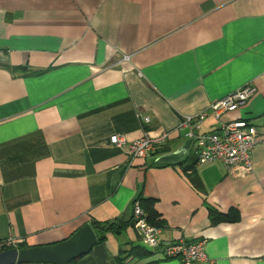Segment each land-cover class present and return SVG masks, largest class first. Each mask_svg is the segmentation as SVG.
<instances>
[{"label": "crops", "instance_id": "1", "mask_svg": "<svg viewBox=\"0 0 264 264\" xmlns=\"http://www.w3.org/2000/svg\"><path fill=\"white\" fill-rule=\"evenodd\" d=\"M246 84L244 105L200 127L255 125L252 173L191 165V147L154 163L187 139L185 116ZM162 132L145 158L108 141ZM137 198L162 241H204L194 264H264V0H0V239L51 244L122 221L72 264H182L135 250ZM230 210L236 220L211 223Z\"/></svg>", "mask_w": 264, "mask_h": 264}, {"label": "built area", "instance_id": "2", "mask_svg": "<svg viewBox=\"0 0 264 264\" xmlns=\"http://www.w3.org/2000/svg\"><path fill=\"white\" fill-rule=\"evenodd\" d=\"M123 60H127V56ZM254 92L255 87L246 84L213 101L207 110L183 118L179 125L188 126L186 137L192 140L189 148L191 147L196 163L221 162L239 175L253 172L251 150L262 138L255 125L241 118L223 121L217 129L211 131H202L200 125L209 114L218 119L222 114L244 105ZM141 120L149 121L148 117ZM166 138L167 133L162 132L155 137L144 134L128 141L123 134L114 133L109 136L108 141L110 145L124 151L130 159H135L148 156ZM132 219V226L146 248L158 250L165 258L180 259L182 264H194L205 259L202 240L162 241L158 236V228L148 221V214L142 209L138 198L132 203ZM10 248H18L17 242L11 237L1 238L0 252Z\"/></svg>", "mask_w": 264, "mask_h": 264}, {"label": "water", "instance_id": "3", "mask_svg": "<svg viewBox=\"0 0 264 264\" xmlns=\"http://www.w3.org/2000/svg\"><path fill=\"white\" fill-rule=\"evenodd\" d=\"M191 141V138H187L177 149L158 155L154 163H180L186 157ZM96 241L97 237L92 225L85 223L62 241L1 251L0 264H69L73 259L90 252Z\"/></svg>", "mask_w": 264, "mask_h": 264}, {"label": "trees", "instance_id": "4", "mask_svg": "<svg viewBox=\"0 0 264 264\" xmlns=\"http://www.w3.org/2000/svg\"><path fill=\"white\" fill-rule=\"evenodd\" d=\"M190 155H191V153L188 154V156L186 157V160H189V161L191 160V165H193V164L196 163V161H193L194 160V156H192V155L190 156ZM138 200L140 202V205H141L142 209L145 212H147V214H148V221L150 223H152L153 219L155 218V213L151 209L150 202H141L140 198H138ZM237 218H238V215L236 213H234V211H231V210L227 214H222V213H218V212H215V211L210 213V221L213 224H215L217 222H220V221H234ZM130 224L131 225L133 224L132 217H131V220H130ZM91 225H92L93 230L96 232L97 242H99V241H103L106 232H108V231H118L119 229L125 227L126 222H122V221H116V222L115 221H104V222L93 221L91 223ZM135 250L137 252L143 251L144 254H146L148 252L147 248L145 246H143V245L142 246H137ZM77 260H78V258L73 259L69 264L75 263Z\"/></svg>", "mask_w": 264, "mask_h": 264}]
</instances>
